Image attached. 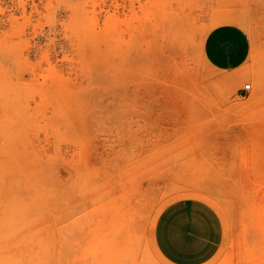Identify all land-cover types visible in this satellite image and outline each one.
I'll return each mask as SVG.
<instances>
[{
  "label": "rangeland",
  "instance_id": "1",
  "mask_svg": "<svg viewBox=\"0 0 264 264\" xmlns=\"http://www.w3.org/2000/svg\"><path fill=\"white\" fill-rule=\"evenodd\" d=\"M223 24L235 70L203 53ZM186 197L224 263L264 264V0H0V264H168L154 224Z\"/></svg>",
  "mask_w": 264,
  "mask_h": 264
},
{
  "label": "crops",
  "instance_id": "2",
  "mask_svg": "<svg viewBox=\"0 0 264 264\" xmlns=\"http://www.w3.org/2000/svg\"><path fill=\"white\" fill-rule=\"evenodd\" d=\"M203 53L216 69H238L249 57V36L236 24L217 26L206 35ZM226 237L225 222L218 210L197 197L166 204L153 229L154 245L168 264H226Z\"/></svg>",
  "mask_w": 264,
  "mask_h": 264
},
{
  "label": "built area",
  "instance_id": "3",
  "mask_svg": "<svg viewBox=\"0 0 264 264\" xmlns=\"http://www.w3.org/2000/svg\"><path fill=\"white\" fill-rule=\"evenodd\" d=\"M251 88V85L250 84H247L246 85V89H250Z\"/></svg>",
  "mask_w": 264,
  "mask_h": 264
},
{
  "label": "bare ground",
  "instance_id": "4",
  "mask_svg": "<svg viewBox=\"0 0 264 264\" xmlns=\"http://www.w3.org/2000/svg\"><path fill=\"white\" fill-rule=\"evenodd\" d=\"M11 85V84H10ZM12 86V85H11ZM12 88V87H11ZM13 91V90H12ZM10 93V92H9ZM11 100H13L12 98H10ZM23 109V108H22ZM25 121V120H24ZM25 125V124H24Z\"/></svg>",
  "mask_w": 264,
  "mask_h": 264
}]
</instances>
